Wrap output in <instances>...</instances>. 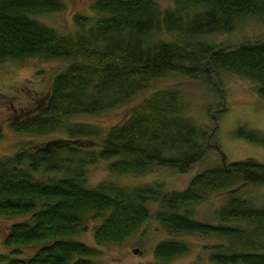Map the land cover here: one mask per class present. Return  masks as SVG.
I'll return each instance as SVG.
<instances>
[{
    "label": "trees",
    "instance_id": "obj_1",
    "mask_svg": "<svg viewBox=\"0 0 264 264\" xmlns=\"http://www.w3.org/2000/svg\"><path fill=\"white\" fill-rule=\"evenodd\" d=\"M173 1L174 9L155 0H93L90 9L99 15L74 14L77 29L63 34L35 17L63 10L61 0H0V61L69 60L52 77L44 104L10 121L20 133L63 129L65 135L0 157V215H28L9 225L5 244L16 255H0L1 264H102L94 259L99 249L65 239L88 215L101 220L93 226L97 245L122 242L153 216L170 236L154 246L160 260L186 254L190 244L178 237L194 235L226 241L208 247L216 264H264V204L230 193L214 211V222L196 218L193 209L239 184L263 185L264 163L247 158L216 165L172 191L160 182L127 187L86 181L89 166L99 159L115 174L145 173L154 166L186 172L206 152L212 132L181 114L173 88L152 92L103 135L88 122L69 121L72 116L108 111L171 72L211 86L220 71L236 74L254 82L264 99V40L231 47L204 40L231 32L241 17L264 21V0ZM160 30L176 38L154 39ZM236 135L264 147L262 132L241 126ZM42 241L48 242L31 255H17L19 245Z\"/></svg>",
    "mask_w": 264,
    "mask_h": 264
},
{
    "label": "rangeland",
    "instance_id": "obj_2",
    "mask_svg": "<svg viewBox=\"0 0 264 264\" xmlns=\"http://www.w3.org/2000/svg\"><path fill=\"white\" fill-rule=\"evenodd\" d=\"M61 1L64 4L63 10L40 13L35 17L60 33L73 34L77 29L73 20L74 14L81 13L91 17L99 15L90 9L93 0ZM155 1L162 8L175 7L173 0ZM153 38L171 41L176 35L160 30L153 34ZM204 40L227 47L245 40H264V21L257 17H241L236 20L235 28L231 32L210 34L204 36ZM68 62V59H45L39 56L0 61V157L65 135L63 129L39 134L20 133L11 127L10 121L16 116L32 114L44 104L52 77ZM212 79L215 81L214 88L202 79L171 72L149 81L143 90L108 111L70 117L69 121L94 125L103 135L109 128L125 120L152 92L173 88L179 92L181 114L212 132L206 152L186 172L154 166L145 173L115 174L108 169V161L99 159L89 166L86 180L88 185L97 186L101 182L113 181L131 187L160 182L165 191L181 190L195 174L216 165H227L247 158L264 163V147L236 135V130L241 126L264 133V99L256 93V84L244 77L223 71L216 73ZM233 192L252 197L256 205L264 204V184L242 183L234 189L212 194L204 202L195 205L194 216L214 222V211ZM150 208L154 212L158 204H150ZM27 216L0 215V255H16L13 246L5 244V236L12 222L26 219ZM100 221L91 215L86 216L82 226L65 239L81 241L99 249V255L94 259L102 264H216L209 258L208 247L226 243L216 237L181 236L178 238L190 244L189 251L169 260H160L154 256V246L170 236L153 216L122 242L97 245L93 238V226ZM47 242L19 245L17 255H31Z\"/></svg>",
    "mask_w": 264,
    "mask_h": 264
},
{
    "label": "water",
    "instance_id": "obj_3",
    "mask_svg": "<svg viewBox=\"0 0 264 264\" xmlns=\"http://www.w3.org/2000/svg\"><path fill=\"white\" fill-rule=\"evenodd\" d=\"M134 251L136 252V251H137V249H134Z\"/></svg>",
    "mask_w": 264,
    "mask_h": 264
}]
</instances>
